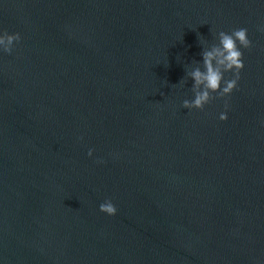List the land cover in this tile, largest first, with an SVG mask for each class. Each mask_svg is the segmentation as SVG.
<instances>
[{
  "label": "water",
  "instance_id": "1",
  "mask_svg": "<svg viewBox=\"0 0 264 264\" xmlns=\"http://www.w3.org/2000/svg\"><path fill=\"white\" fill-rule=\"evenodd\" d=\"M241 27L237 87L182 107ZM260 28L264 0H0V264H264Z\"/></svg>",
  "mask_w": 264,
  "mask_h": 264
},
{
  "label": "clouds",
  "instance_id": "2",
  "mask_svg": "<svg viewBox=\"0 0 264 264\" xmlns=\"http://www.w3.org/2000/svg\"><path fill=\"white\" fill-rule=\"evenodd\" d=\"M259 30L264 32V28ZM216 35L218 43L204 48L201 52L203 67L197 66L191 71H186V75L190 76L193 81L191 86L193 99L182 101V107L186 109H203L205 104L213 99L228 96L237 87L240 71L244 67L243 53L240 49L250 48L252 41L247 36V29L243 27L233 29L230 33L221 30ZM19 40L18 33L7 31L0 33V50L11 53L14 43H18ZM225 73H231V78H225ZM224 106L227 109V100ZM219 119H227L226 112H221ZM92 152L93 150L89 149L87 154L91 156ZM99 210L108 215H114L117 211L111 200L101 203Z\"/></svg>",
  "mask_w": 264,
  "mask_h": 264
}]
</instances>
